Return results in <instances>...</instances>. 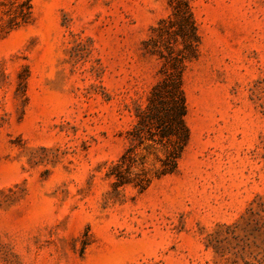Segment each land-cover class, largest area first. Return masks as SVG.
<instances>
[{"label": "rangeland", "instance_id": "374dc122", "mask_svg": "<svg viewBox=\"0 0 264 264\" xmlns=\"http://www.w3.org/2000/svg\"><path fill=\"white\" fill-rule=\"evenodd\" d=\"M190 143L144 193L106 174L169 0H33L0 31V264H264V0H191Z\"/></svg>", "mask_w": 264, "mask_h": 264}, {"label": "trees", "instance_id": "16d2710c", "mask_svg": "<svg viewBox=\"0 0 264 264\" xmlns=\"http://www.w3.org/2000/svg\"><path fill=\"white\" fill-rule=\"evenodd\" d=\"M170 14L150 28L142 52L159 64L158 78L143 103H135L126 131L127 145L108 168L115 191L132 187L146 192L156 180L174 175L191 132L184 77L200 57L202 38L191 0H169ZM33 0H0V31L6 34L28 25Z\"/></svg>", "mask_w": 264, "mask_h": 264}]
</instances>
